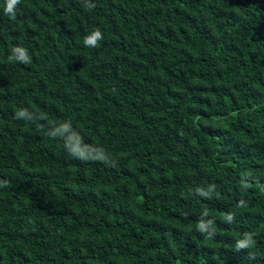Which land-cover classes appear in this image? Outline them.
<instances>
[{"label":"trees","instance_id":"obj_1","mask_svg":"<svg viewBox=\"0 0 264 264\" xmlns=\"http://www.w3.org/2000/svg\"><path fill=\"white\" fill-rule=\"evenodd\" d=\"M6 8L0 264H264V0Z\"/></svg>","mask_w":264,"mask_h":264},{"label":"clouds","instance_id":"obj_2","mask_svg":"<svg viewBox=\"0 0 264 264\" xmlns=\"http://www.w3.org/2000/svg\"><path fill=\"white\" fill-rule=\"evenodd\" d=\"M18 3H19V0H7L6 12L12 13L14 6L17 5ZM101 38H102L101 33L99 31H96L92 36H90L89 38L86 39L85 43L87 45H93L94 46L96 44L97 40H99ZM16 51L20 52L19 59L26 60V57H25L22 50L17 49ZM23 114H24L23 112L20 113V115H23ZM73 151L75 152L76 150L73 149ZM229 219H231V217H229ZM199 228H200V230L205 229V225L203 222H201L199 224ZM250 243H251V239H250V237H248L245 240L238 242L237 247L238 248H245V247H248L250 245Z\"/></svg>","mask_w":264,"mask_h":264}]
</instances>
